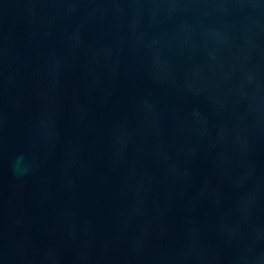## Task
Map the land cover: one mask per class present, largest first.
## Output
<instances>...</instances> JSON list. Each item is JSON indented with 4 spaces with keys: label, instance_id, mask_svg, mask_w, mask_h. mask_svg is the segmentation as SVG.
<instances>
[{
    "label": "water",
    "instance_id": "1",
    "mask_svg": "<svg viewBox=\"0 0 264 264\" xmlns=\"http://www.w3.org/2000/svg\"><path fill=\"white\" fill-rule=\"evenodd\" d=\"M0 264H264V0H0Z\"/></svg>",
    "mask_w": 264,
    "mask_h": 264
}]
</instances>
